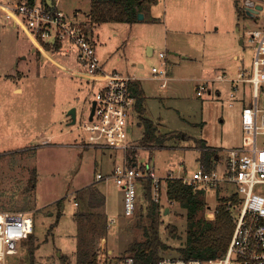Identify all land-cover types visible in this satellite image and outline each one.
Wrapping results in <instances>:
<instances>
[{"label":"rangeland","instance_id":"obj_1","mask_svg":"<svg viewBox=\"0 0 264 264\" xmlns=\"http://www.w3.org/2000/svg\"><path fill=\"white\" fill-rule=\"evenodd\" d=\"M54 1L66 14L87 18L90 0ZM246 2L262 9L250 17ZM237 8L244 13L239 15ZM140 13L144 18L134 24L108 22L88 28L103 70L123 71L127 64L143 88L144 111L141 117L131 111L127 128L131 144L124 153L134 149L136 164L150 167L159 177L170 171L191 175L201 163L200 141L220 157L241 143V109L251 102V85H239L233 99L228 80L209 84L201 96L196 91L198 84L217 73L234 78L244 70L251 76L255 51L248 31L264 24V0L144 1ZM62 45L56 51L45 50L0 11V211H27L33 221L31 236L18 243L5 264H75L79 231L75 214L85 209L82 199L96 186L107 197V219L116 221L108 226L106 220L94 249L102 251L100 263L122 264L128 245L143 239L146 221L140 211L145 212L149 200L140 196L142 208L125 217L121 188L112 178L96 179L97 173L108 174L113 164L123 161V151L81 143L80 126L99 83L84 74L75 48ZM162 61L170 76L164 89L151 73ZM71 108L76 109V122L67 125ZM142 117L156 124L162 146L142 147ZM234 191L227 183L209 188L205 217L212 219L222 198ZM162 208L169 209L163 210L159 224V238L167 247L159 255L178 256L185 239V210L164 197ZM94 221L102 226V221ZM169 225L175 227L173 234Z\"/></svg>","mask_w":264,"mask_h":264},{"label":"built area","instance_id":"obj_2","mask_svg":"<svg viewBox=\"0 0 264 264\" xmlns=\"http://www.w3.org/2000/svg\"><path fill=\"white\" fill-rule=\"evenodd\" d=\"M0 11L6 21L24 31L45 50L46 46L53 50L56 44L60 47L63 43L71 45L76 50V60L86 69V75L99 83L94 112L91 118L89 112L87 120L80 126L84 131L81 143L123 151V161L113 165L108 174L97 173L96 179L112 178L121 188L125 217H133L139 210V197L144 195L148 182L150 200L161 206L163 197L167 200L169 179H179L194 189H204L205 193L209 188L226 183L235 187V191L227 196L235 197V200L229 198L226 201L227 207L237 212V215L233 214L234 227L226 251L217 258L208 259L167 255L160 257L158 264H264V24L248 31L249 42L255 51L251 76L239 70L234 78H227L223 72L197 85L196 94L200 96L209 84L228 80L230 99L236 97L239 85H251V102L241 109V143L223 151L221 157L216 154V163L211 169L200 163L191 175L177 176L170 171L159 177L150 167L142 168L135 161H129L128 151L124 153L131 144L127 128L135 105L129 86L138 78L120 71L103 70L88 33L89 18L84 19L76 13L66 14L42 0H34L32 4L27 0L0 3ZM158 56L160 59L165 57L162 52ZM151 73L161 88L168 86L170 76L166 62L153 66ZM74 204L78 205L76 201ZM114 222L111 219L108 226ZM32 232L33 221L27 211L1 210L0 264H5L7 257L16 253L18 243L29 239ZM102 255V251H98V264H102L99 262ZM122 264L136 263L132 256H125Z\"/></svg>","mask_w":264,"mask_h":264},{"label":"trees","instance_id":"obj_3","mask_svg":"<svg viewBox=\"0 0 264 264\" xmlns=\"http://www.w3.org/2000/svg\"><path fill=\"white\" fill-rule=\"evenodd\" d=\"M28 3H34V0H27ZM47 3L46 0H42ZM148 1L150 4L155 0H90V9L87 17L90 23L100 24L107 22L133 24L137 22V14L141 10V3ZM54 6V5H52ZM237 13H244L237 8ZM245 15V14H244ZM60 45L56 44L53 50H59ZM46 50L49 47L46 46ZM130 93L136 99L135 110L140 116L144 111V92L139 81L130 83ZM143 127L141 145L142 147L162 146V138L156 134V127L150 119L141 118ZM199 160L206 169L213 168L216 163V150L206 146L204 141H200ZM134 151L127 152V158L132 161ZM35 185V182H33ZM32 186V185H31ZM144 197L149 200L145 212L140 211L141 217L145 219L142 226L143 239H137L131 242L126 253L132 256L136 264H158L159 251L167 246L159 238L160 216L164 210L162 206L150 200L149 182L146 185ZM166 198L168 202L176 203L185 210L186 230L183 246L179 248L180 255L184 258H217L221 256L228 246L233 227L234 217L232 211L227 207L226 201L229 198L235 200V197L222 198L221 203L214 212V217L208 219L205 217V190L194 189L192 186L185 185L179 179H169L166 184ZM82 202L85 205L84 210L75 214L77 219V250L75 264H98V251L94 249V240L97 235L106 229L105 214L102 210L104 197L96 188L89 190ZM142 208V205L140 206ZM142 210V209H140ZM105 218V219H104ZM102 221L99 227L97 221ZM89 222L90 227L86 229L85 223ZM98 224V225H97ZM170 228V233H174L175 227ZM31 257L33 251H30ZM123 260V259H122Z\"/></svg>","mask_w":264,"mask_h":264},{"label":"crops","instance_id":"obj_4","mask_svg":"<svg viewBox=\"0 0 264 264\" xmlns=\"http://www.w3.org/2000/svg\"><path fill=\"white\" fill-rule=\"evenodd\" d=\"M51 2H52V4L54 5V6H56L57 8H59L58 6H57V4L55 3V1L54 0H51ZM249 2H246V6L247 5H249L248 4ZM252 5L251 6H253V7H255L254 5H253V3H251ZM246 6H245V8H246ZM89 9H90V1H89ZM88 12H89V10H88ZM87 12V13H88ZM87 13H85L86 15H87ZM108 23V22H107ZM101 24V23H100ZM134 24V23H133ZM94 25H97V24H91L90 23V25H89V29L91 28H93L94 27ZM89 34H90V37H91V40L93 39L92 38V31L91 32H89ZM93 42V44H94V46H95V49H96V45H95V43H94V41H92ZM241 43H242V40H241ZM63 46V45H62ZM61 46V47H62ZM60 47V48H61ZM59 48V49H60ZM149 47H147V49H148ZM148 51H149V49H148ZM151 53H152V49H150V51H149V55H151ZM47 56V55H46ZM137 66L138 67H142V64L139 62L138 64H137ZM123 69V71L122 70H118V69H114V70H111V71H120V72H122V73H126V74H130V75H134L135 77H137L136 75H137V73L136 72H130V69L128 68V65L127 64H125L124 65V68H122ZM239 71V70H238ZM237 71V72H238ZM244 71V70H243ZM237 72H236V74H237ZM84 74H86L85 73V71H84ZM218 74V73H217ZM216 74V75H217ZM215 75V76H216ZM138 78V77H137ZM212 80V79H211ZM136 81H139L140 82V79L138 78V80H136ZM214 83V82H213ZM140 85H141V82H140ZM99 87V86H98ZM141 88H142V86H141ZM143 89V88H142ZM164 89V88H163ZM201 96V95H200ZM92 105V104H91ZM243 107V106H242ZM90 109H91V107H90ZM136 112V110H135V106H134V109L132 110V112ZM90 112V111H89ZM137 114H138V112H136ZM138 117H141L139 114H138ZM130 118V117H129ZM151 120V119H150ZM152 121V120H151ZM153 122V121H152ZM139 123H141V122H139ZM153 124L155 125V127H156V130H157V126H156V124L153 122ZM67 125H69V124H67ZM141 125V124H140ZM143 131V130H142ZM198 149V148H197ZM200 149H202V147H200ZM199 152H201L200 150H199ZM134 159L131 161V162H133V163H135L136 161H135V156L133 157ZM135 161V162H134ZM113 165H115V164H113ZM113 167V166H112ZM96 189H97V191L104 197V205H103V207H102V210H103V212H104V214H105V208H106V204H107V197L104 195V193L102 192V190L100 189V188H98L97 186H96ZM165 199V198H164ZM163 201V200H162ZM166 209V208H165ZM165 209H164V211H165ZM105 216H106V214H105ZM106 218H107V216H106ZM112 219H114L115 221H116V219L115 218H112ZM107 221H108V223L110 222L108 219H107Z\"/></svg>","mask_w":264,"mask_h":264},{"label":"water","instance_id":"obj_5","mask_svg":"<svg viewBox=\"0 0 264 264\" xmlns=\"http://www.w3.org/2000/svg\"><path fill=\"white\" fill-rule=\"evenodd\" d=\"M47 4L48 5H53L51 0H46ZM252 4L249 3V5L246 6L245 10H246V15L250 16V17H253L255 14L258 13V11L262 8L261 6L259 5H255V7L251 6ZM144 18V15L140 12H138L137 14V20H141ZM149 51H150V47L148 48ZM94 107H95V101L92 102V105H91V109H90V118L94 112ZM69 116H70V122L68 124H74L76 122V109L75 108H71L68 112ZM169 209L166 208L164 213L167 212Z\"/></svg>","mask_w":264,"mask_h":264}]
</instances>
